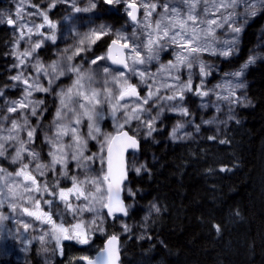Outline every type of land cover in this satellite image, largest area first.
Listing matches in <instances>:
<instances>
[{
    "label": "snow or ice",
    "instance_id": "snow-or-ice-1",
    "mask_svg": "<svg viewBox=\"0 0 264 264\" xmlns=\"http://www.w3.org/2000/svg\"><path fill=\"white\" fill-rule=\"evenodd\" d=\"M98 3L124 23L79 15ZM258 16L264 0H17L0 12L11 35L0 54L11 57L0 78V230L15 225L0 239L63 257L64 242L87 245L99 233L96 254L72 260L120 264L109 229L132 233L135 215L136 239H151L149 220L167 211L140 186L158 167L151 146L203 139V170L230 172L235 158L212 149L231 145L238 109L253 105L247 70L264 62V41L244 48L242 36ZM201 224L215 237L226 230L215 212Z\"/></svg>",
    "mask_w": 264,
    "mask_h": 264
},
{
    "label": "trees",
    "instance_id": "trees-1",
    "mask_svg": "<svg viewBox=\"0 0 264 264\" xmlns=\"http://www.w3.org/2000/svg\"><path fill=\"white\" fill-rule=\"evenodd\" d=\"M105 7L98 3L89 16H99L97 24L101 20L124 23L122 14L107 12ZM263 26L264 18L259 16L250 22L242 36V47L252 48ZM7 33L0 26V54L6 50ZM10 59L0 55V78ZM246 80L253 105L239 109L240 123L230 126L231 145L212 149L225 163L235 158L236 166L230 172L210 174L203 170V161L195 155L206 145L203 139L180 144L162 141L148 149L149 160L154 153L158 167L151 178L140 181V186L156 196L167 211L156 224L149 220L151 239H136L134 233L141 231L139 216L128 218L132 233L121 234L116 225L111 228L121 235L122 264H264V62L250 66ZM145 203L140 201L141 206ZM227 207L238 208L240 216L226 217L220 210ZM210 212L226 223L221 237L209 234L201 224ZM31 257L35 259L34 253Z\"/></svg>",
    "mask_w": 264,
    "mask_h": 264
},
{
    "label": "rangeland",
    "instance_id": "rangeland-1",
    "mask_svg": "<svg viewBox=\"0 0 264 264\" xmlns=\"http://www.w3.org/2000/svg\"><path fill=\"white\" fill-rule=\"evenodd\" d=\"M17 2V0H2V3L0 4V12H7L9 9H13L14 7V3ZM78 3L83 6V4L85 3V0H78ZM65 6L63 5H58V8L63 9ZM55 11V10H54ZM60 15L63 14V12L59 13ZM79 15H83L85 17L89 16V13L86 14H79ZM116 15H120V14H116ZM81 23H87V21H82ZM96 23V22H95ZM97 24V23H96ZM114 28L115 27H119L120 25H115V24H111ZM81 30H83V28H81ZM7 37H6V41L11 39V35L8 32L7 33ZM5 41V42H6ZM262 41H264V26L263 29L261 30V32L259 33V35L257 36V38L254 41V46L257 44H260ZM57 43L59 44L60 41L58 40ZM5 47L6 44L4 43ZM254 46L252 48H254ZM257 50H264V49H257ZM4 67V66H3ZM4 70V68H2ZM196 99V98H194ZM195 105H191L190 108H194ZM239 112V109H238ZM6 223V227L3 230H0V237H5L7 238L9 233H8V229L11 228L14 232L15 230V225L11 224L10 222H5ZM116 227L120 229L121 234H129V233H122L120 225L116 224ZM94 236L97 237H104L103 235L96 233ZM118 236H121L118 233ZM36 244L35 242L33 243V245L31 246L30 250L25 252L22 250L23 246L21 244H19L18 242H13L11 239H0V264H32L33 260L29 259V254L30 251H32L34 253V257L38 258L35 249H36ZM49 247H51V245H49ZM42 255V260L44 263L45 259H49L51 260V258L54 257L55 254H53L52 252H48V253H40ZM53 260H51V264Z\"/></svg>",
    "mask_w": 264,
    "mask_h": 264
},
{
    "label": "flooded vegetation",
    "instance_id": "flooded-vegetation-1",
    "mask_svg": "<svg viewBox=\"0 0 264 264\" xmlns=\"http://www.w3.org/2000/svg\"><path fill=\"white\" fill-rule=\"evenodd\" d=\"M111 232V229H109ZM105 240L104 237L93 236L87 245H80L73 242H64V255H54L51 260L54 263L55 260H62L63 262H69L70 264H83L82 261L72 260V257H79L80 255L94 256L96 252L103 246ZM33 253V252H32ZM33 264H44L42 255L39 254L38 258L33 259Z\"/></svg>",
    "mask_w": 264,
    "mask_h": 264
},
{
    "label": "water",
    "instance_id": "water-1",
    "mask_svg": "<svg viewBox=\"0 0 264 264\" xmlns=\"http://www.w3.org/2000/svg\"><path fill=\"white\" fill-rule=\"evenodd\" d=\"M121 261H122V253H121V238H120V264H121Z\"/></svg>",
    "mask_w": 264,
    "mask_h": 264
}]
</instances>
